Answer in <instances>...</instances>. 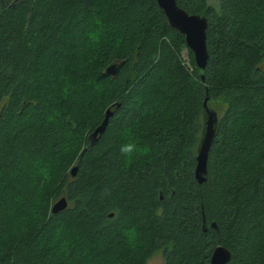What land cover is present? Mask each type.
<instances>
[{
    "label": "trees",
    "instance_id": "1",
    "mask_svg": "<svg viewBox=\"0 0 264 264\" xmlns=\"http://www.w3.org/2000/svg\"><path fill=\"white\" fill-rule=\"evenodd\" d=\"M176 2L206 17L202 71L156 0H0V264H264V0Z\"/></svg>",
    "mask_w": 264,
    "mask_h": 264
},
{
    "label": "water",
    "instance_id": "2",
    "mask_svg": "<svg viewBox=\"0 0 264 264\" xmlns=\"http://www.w3.org/2000/svg\"><path fill=\"white\" fill-rule=\"evenodd\" d=\"M159 8L165 14L168 24L171 28L184 35L187 48L193 56L194 63L199 70H204L208 58L206 47V27L207 20L204 15L188 13L180 7L176 0H156ZM124 64V61L110 64L105 68V73L110 76H116ZM110 115L109 109L106 110L105 117L101 124L95 128L90 136L93 142L98 134H101L107 124ZM202 131L195 151L194 177L198 183L207 180V159L210 147L215 137V130L218 123V115L214 108L205 98L202 105ZM76 167L71 169V174H75ZM67 206L65 197H61L52 205V212L56 213ZM213 226H215L213 224ZM231 258L230 251L223 245L217 244L210 256V264H227Z\"/></svg>",
    "mask_w": 264,
    "mask_h": 264
},
{
    "label": "rangeland",
    "instance_id": "3",
    "mask_svg": "<svg viewBox=\"0 0 264 264\" xmlns=\"http://www.w3.org/2000/svg\"><path fill=\"white\" fill-rule=\"evenodd\" d=\"M208 2L211 5H217V0H208ZM179 58L183 64L188 66L189 68V58H188V50L186 48H182L179 52ZM264 65V63H263ZM212 108H214L217 112V115H220L222 111L224 110L225 105L223 103H212L210 104ZM64 195V194H63ZM58 198H56L54 201H56ZM145 264H164L163 256L160 250L155 251L146 261Z\"/></svg>",
    "mask_w": 264,
    "mask_h": 264
},
{
    "label": "clouds",
    "instance_id": "4",
    "mask_svg": "<svg viewBox=\"0 0 264 264\" xmlns=\"http://www.w3.org/2000/svg\"><path fill=\"white\" fill-rule=\"evenodd\" d=\"M132 145H126L122 147V151L125 153H130L132 151Z\"/></svg>",
    "mask_w": 264,
    "mask_h": 264
}]
</instances>
